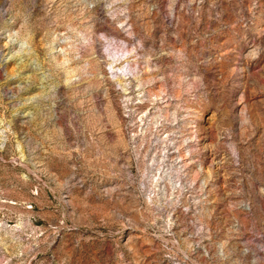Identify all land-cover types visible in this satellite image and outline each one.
<instances>
[{
    "label": "rangeland",
    "instance_id": "rangeland-1",
    "mask_svg": "<svg viewBox=\"0 0 264 264\" xmlns=\"http://www.w3.org/2000/svg\"><path fill=\"white\" fill-rule=\"evenodd\" d=\"M0 264H264V0H0Z\"/></svg>",
    "mask_w": 264,
    "mask_h": 264
}]
</instances>
